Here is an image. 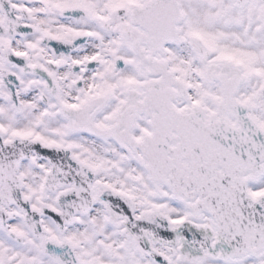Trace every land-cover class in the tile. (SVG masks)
<instances>
[{
  "label": "snow or ice",
  "instance_id": "obj_1",
  "mask_svg": "<svg viewBox=\"0 0 264 264\" xmlns=\"http://www.w3.org/2000/svg\"><path fill=\"white\" fill-rule=\"evenodd\" d=\"M0 264H264V0H0Z\"/></svg>",
  "mask_w": 264,
  "mask_h": 264
}]
</instances>
